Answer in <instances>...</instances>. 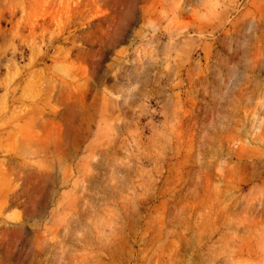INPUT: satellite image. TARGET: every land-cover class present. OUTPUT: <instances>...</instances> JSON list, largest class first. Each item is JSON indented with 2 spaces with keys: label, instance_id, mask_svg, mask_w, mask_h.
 <instances>
[{
  "label": "rangeland",
  "instance_id": "rangeland-1",
  "mask_svg": "<svg viewBox=\"0 0 264 264\" xmlns=\"http://www.w3.org/2000/svg\"><path fill=\"white\" fill-rule=\"evenodd\" d=\"M0 264H264V0H0Z\"/></svg>",
  "mask_w": 264,
  "mask_h": 264
}]
</instances>
